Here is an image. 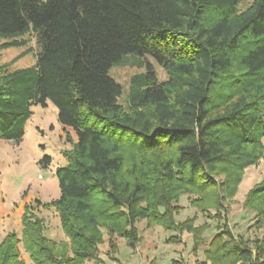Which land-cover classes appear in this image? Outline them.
<instances>
[{
    "label": "trees",
    "instance_id": "trees-1",
    "mask_svg": "<svg viewBox=\"0 0 264 264\" xmlns=\"http://www.w3.org/2000/svg\"><path fill=\"white\" fill-rule=\"evenodd\" d=\"M240 1L0 0V36L30 31L37 50L32 66H0V139L20 142L46 100L76 136L59 196L24 206L0 264H103L102 229L134 245L140 219L195 234L173 218L184 195L216 222L199 264H264V180L244 199L260 236L226 220L225 201L264 158V0ZM126 54L152 56L167 78L146 61L123 106L109 69ZM39 207L55 208L69 244L45 236Z\"/></svg>",
    "mask_w": 264,
    "mask_h": 264
},
{
    "label": "rangeland",
    "instance_id": "rangeland-1",
    "mask_svg": "<svg viewBox=\"0 0 264 264\" xmlns=\"http://www.w3.org/2000/svg\"><path fill=\"white\" fill-rule=\"evenodd\" d=\"M252 0H241L238 9H245ZM23 39L22 43L11 44ZM36 43L30 31L21 36H0V66L16 70L32 66L36 61ZM152 66L158 81L167 78L163 68L150 55L126 54L113 64L109 75L122 88L118 98L123 106L129 104L128 90L133 75L144 72L145 62ZM30 116L25 122L20 142L0 139V239L8 232L20 233V218L26 204L35 200L49 202L60 194L56 168L66 164L63 151L72 147L74 130L62 125L57 118V108L50 101L46 105L30 106ZM264 140V139H263ZM49 157V161L45 158ZM264 180V158L244 170L235 195L225 201L226 220L235 234L243 237L260 236L261 230L251 228L254 213L244 206V199L251 187ZM192 196H181L178 208L173 212L175 223H191L197 232L168 230L159 224L149 225L145 220H136L137 239L134 245L118 234L102 229L103 241L96 253L103 264H199L205 260L206 247L216 225L196 206ZM38 215L44 221V234L56 242L68 243L54 207H39ZM196 241V242H195ZM197 241H200L199 243ZM69 244V243H68Z\"/></svg>",
    "mask_w": 264,
    "mask_h": 264
}]
</instances>
